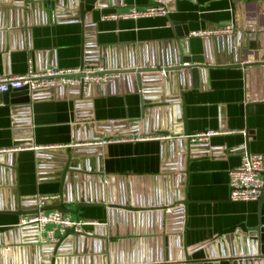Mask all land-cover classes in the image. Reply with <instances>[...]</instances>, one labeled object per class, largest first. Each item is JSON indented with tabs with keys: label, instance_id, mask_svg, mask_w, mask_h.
Returning a JSON list of instances; mask_svg holds the SVG:
<instances>
[{
	"label": "crops",
	"instance_id": "crops-1",
	"mask_svg": "<svg viewBox=\"0 0 264 264\" xmlns=\"http://www.w3.org/2000/svg\"><path fill=\"white\" fill-rule=\"evenodd\" d=\"M4 1L0 0V74L22 75L30 62L37 70L75 69L86 62L88 49L99 56L95 63H117L120 68L135 57L138 62L142 56L151 62L159 54L165 57L175 47L178 31L193 33L234 24L235 34L207 42L211 65L202 71L197 86L191 76L187 77L180 103L190 134H220L208 143L152 140L49 152L74 155L75 168L66 176L64 198L59 180L65 174L63 168L59 175L55 161L39 164L38 151L32 148L101 140L113 131H122L117 126L121 122L141 121L145 105L141 94L134 91V77L97 86L88 98L82 90L64 87L27 97L28 104L21 102L24 98L5 101L0 95V150L29 148L0 153V264H40L46 251L31 238L34 232L7 236L6 231L19 227L24 215L2 211L17 204L35 207L41 195H60L59 201L48 206L64 202L75 209L77 193L97 183L100 170L117 179L112 188L118 189L123 180L130 185L132 179L140 190L148 187L154 192L167 189L173 196L185 194L188 248L219 240L232 228L245 226L253 231L259 223L264 226V203L233 202L229 186L230 171L241 164L245 153L264 154V0H167L168 16L119 21H103L102 16L133 6L142 8L150 0H100L92 12V29L74 17L59 18L39 8H15ZM171 21L182 25L172 26ZM238 44L244 47L242 59L232 51ZM240 60L250 65L240 66ZM154 107L149 109L141 133L164 134L159 130L160 122L172 104L163 102ZM110 121L117 124L109 128ZM24 127L31 129L29 137L16 133ZM107 210L83 208L79 215L98 221L99 227L87 230L104 229L108 241ZM135 240L134 251L139 247ZM148 246L144 244L143 254ZM5 247L16 248L9 262L1 251ZM148 252L151 258L156 256L155 250ZM59 258L61 264L71 260L69 257L65 263L66 257Z\"/></svg>",
	"mask_w": 264,
	"mask_h": 264
},
{
	"label": "water",
	"instance_id": "water-1",
	"mask_svg": "<svg viewBox=\"0 0 264 264\" xmlns=\"http://www.w3.org/2000/svg\"><path fill=\"white\" fill-rule=\"evenodd\" d=\"M98 1L100 0H5L4 3L20 9L23 7L27 10L45 9L59 18L74 17L75 20L83 22L86 29H92L91 27L95 25L92 20V12L96 10ZM171 24L172 26L182 25L172 21ZM179 32L176 35L175 49L168 51L165 57L162 58V55L159 54L153 58L152 62L143 56L138 62L135 57L127 66H120L124 69L121 71L124 75L122 80H125L126 76L134 77V91L141 94L145 105L144 116L138 122L130 124L121 122L117 126L122 127V131H113L107 136H126L143 132L140 128L146 123L151 108H146V106H153L152 108L155 109L154 105L163 102H170L172 107L166 113L164 122H160L159 130L173 136L190 135L186 114L184 111H180L182 92L187 86L188 76H191L194 85L197 86L202 71L210 67L205 48L213 38L191 37L188 29L185 32ZM210 47L209 45V49ZM232 48L233 54L236 51V54L240 56L239 59H242L243 45L238 44L236 48L234 46ZM94 58L96 61L99 56ZM100 63L102 64V62ZM239 65L248 67L250 64H243L240 60ZM106 66L119 67L117 63L106 64ZM113 81L117 82L120 79ZM96 87H91L86 97L91 96ZM1 95L5 101L16 97L24 98L21 102L30 103V98H27L30 97L28 88L8 91ZM110 127L112 126L109 125ZM30 132L29 127L16 130L17 134L22 133L27 137ZM73 156L47 151L37 152L39 164L46 160L55 161L59 166V175L63 168L65 174L59 179L62 182L60 192L62 198H64L63 188L66 176L71 169L75 168ZM100 173L96 176L97 183L91 184L89 190L82 191L80 195L77 193L74 200L77 204L75 209L68 208L62 202L57 206H47L44 210H59L79 216L83 208L105 207L108 209L107 224L110 227L108 241L104 229L94 231L92 236L80 235L71 230L60 239L58 244L41 246L46 251L43 255L45 258L40 264H61V258L58 259V257H66L65 263L71 257L68 264H264V226L261 223L256 230L248 231L245 226L232 228L225 232L219 240L195 248H188L185 244L186 207L188 204L185 194L180 193V195L173 196L167 189L154 192L148 187L140 190L136 183L134 186L132 179H130V185H127L126 180H123L124 182L120 183L119 188L116 189L110 186L111 180H115V178L107 177V186H105L100 183L102 170ZM26 202L27 200H22L23 204ZM112 202L114 204H111ZM106 203H108L107 206ZM263 203L264 198L260 200V204ZM157 208L159 210H156ZM37 212L38 209L33 206H18L17 204L1 213L22 216ZM111 228H114V232ZM36 229V227L29 226L14 227L7 230L6 234L14 236L19 233L36 231ZM31 238L39 243L38 236L34 235ZM134 238L136 239L135 243L139 246L136 251L133 250ZM138 239L140 240L137 241ZM145 243L149 244V250L148 247L147 250L150 253L155 250V257L151 258L146 255L149 253L147 250L143 254ZM1 251L8 262L10 257L16 254L15 247H5ZM80 253L84 256L79 255ZM48 257L53 258L50 260Z\"/></svg>",
	"mask_w": 264,
	"mask_h": 264
},
{
	"label": "built area",
	"instance_id": "built-area-1",
	"mask_svg": "<svg viewBox=\"0 0 264 264\" xmlns=\"http://www.w3.org/2000/svg\"><path fill=\"white\" fill-rule=\"evenodd\" d=\"M170 7L167 0H150V4L145 7H129L125 10H117L102 16L103 21L119 20H138L142 18H151L159 16H168ZM94 26V25H93ZM93 26L91 28H93ZM235 34L234 24H229L213 30H205L191 33V37L203 39L227 38ZM90 48V47H89ZM91 49V48H90ZM94 51H86V62L78 68L62 70L58 68H47L37 70L30 62L29 69L22 75L0 74V95L8 91L28 88L30 97L38 92L51 91L60 87L74 88L83 91V94L89 93L90 88L94 86L106 85L113 80L122 78L124 70L122 67H111L95 63ZM93 93V91H92ZM92 96V95H91ZM89 96V97H91ZM88 98V97H86ZM110 126H115L116 121L108 122ZM220 134L216 131H207L188 136H173L161 133H138L126 136H107L101 140L77 142L72 144H59L43 147H34L37 151L64 152L68 149L79 146H91L104 148L111 144L137 143L152 140L159 141H180L189 140L193 143H208L212 137ZM27 147H17L0 150V153L18 152L27 150ZM107 177L102 174L100 183L107 186ZM115 178V177H114ZM115 180H117L115 178ZM115 180H111L113 183ZM111 183V187H112ZM230 199L233 202H257L264 198V154L245 153L241 164L230 171ZM115 188V187H114ZM61 199L60 195H41L35 200L38 209L36 214L24 215L19 227H36L34 232L38 236L39 243L42 245H56L60 239L69 231L73 230L77 234L94 235L88 231V227H99L101 224L96 220H89L82 216H74L63 213L59 210H44L51 202H57ZM111 204H114L112 202ZM108 203H106V206ZM156 208V207H153ZM156 210H159L157 208ZM167 211V210H166Z\"/></svg>",
	"mask_w": 264,
	"mask_h": 264
},
{
	"label": "rangeland",
	"instance_id": "rangeland-1",
	"mask_svg": "<svg viewBox=\"0 0 264 264\" xmlns=\"http://www.w3.org/2000/svg\"><path fill=\"white\" fill-rule=\"evenodd\" d=\"M86 209H88V210H103L104 208H102V207H94V208H86ZM89 215H94L93 213H90ZM100 215H102V214H100Z\"/></svg>",
	"mask_w": 264,
	"mask_h": 264
}]
</instances>
